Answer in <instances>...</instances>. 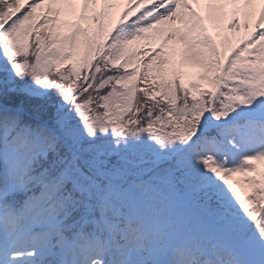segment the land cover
I'll return each instance as SVG.
<instances>
[{"label": "snow or ice", "instance_id": "obj_1", "mask_svg": "<svg viewBox=\"0 0 264 264\" xmlns=\"http://www.w3.org/2000/svg\"><path fill=\"white\" fill-rule=\"evenodd\" d=\"M118 7L0 0V264H264V0L204 15L187 0H129L113 25ZM225 16L251 29L243 47L209 34ZM173 41L202 83L182 82ZM109 156L170 164L159 183L198 196L213 226L155 209L152 180L133 195ZM249 172L252 197L230 183Z\"/></svg>", "mask_w": 264, "mask_h": 264}, {"label": "rangeland", "instance_id": "obj_2", "mask_svg": "<svg viewBox=\"0 0 264 264\" xmlns=\"http://www.w3.org/2000/svg\"><path fill=\"white\" fill-rule=\"evenodd\" d=\"M125 1H127V0H111V2L116 3V4L119 5V7L117 9H115V11L113 13V17H115L120 12V10L122 8L121 6H123L126 3ZM77 2H79V0H77ZM187 2L189 4H191L192 8L196 9L197 11L201 12L202 15H204L205 9L202 10L200 8V5H202V4L206 5L208 3L219 4V3H223L224 0H194L193 2H192V0H187ZM243 2H244V0H239V3L240 4H243ZM225 11L227 12L226 9H225ZM228 17L229 16H225L223 18V20L221 21V24L219 26L214 25V24H212V25H214V27L216 28L217 31H221L222 26L224 25L223 23L225 22V20ZM64 18L66 20L76 19V17L71 16V15L65 16ZM170 24H171L172 27H175L177 29H182L183 28V25L180 23L179 20L170 22ZM155 41H157V45H159V40L157 39ZM169 47L170 48L174 47L177 50V54H176L175 57L180 62V70L183 73L182 82L185 84V86H189L192 83H202L199 80V75L201 73V69L199 67L193 66V65L188 64V63H185L183 65L181 64L182 57L180 55V51H181V49H182L183 46L182 45H179L178 43H176L175 41H173V42H170ZM262 164H263V167H264V163H262ZM259 171L261 173L262 172L264 173V171L263 170L261 171V169ZM256 176H257V174L255 172H249L246 175H244V174H238L236 176H233L230 179V183H232L233 181L239 182V187H240L241 191L243 193H245V194H248V193H251V187L247 184V181L250 180V179H254ZM145 181H148V180H145ZM142 182H144V181H142ZM140 184H138L135 187V193H136V195L142 192V189L139 187ZM162 196H164V193L163 192H160V191H157L156 188H155V186L153 185V191L148 192L147 195L143 197V199L146 200V201H148V202H150L152 204V206L155 208L157 206L156 203H158L159 198H161ZM180 197L182 198V200L187 201V199H191V197H193V195L188 190L187 195H186V193H184L183 195H180ZM173 215L175 216V218L179 222H182V219L183 218H182L180 212H177L176 211ZM211 221H212V223H214L212 217H211ZM56 250L59 251L58 249H56Z\"/></svg>", "mask_w": 264, "mask_h": 264}, {"label": "trees", "instance_id": "obj_3", "mask_svg": "<svg viewBox=\"0 0 264 264\" xmlns=\"http://www.w3.org/2000/svg\"><path fill=\"white\" fill-rule=\"evenodd\" d=\"M65 19V18H64ZM66 20V19H65ZM67 22H69V23H72V22H75V19L74 20H72V19H70V20H66ZM129 48L130 49H132V50H136V51H138L137 50V46H136V44H131V45H129ZM137 60H139V57H136V58H134V60H133V63L131 64V66H136V62H137ZM174 64H175V59H174ZM140 86V85H139ZM104 91H107V89H105ZM110 165H112V166H114V167H116V168H118V165H117V163H115V162H113V163H109ZM169 168V166H167V165H165L164 167H162L161 169H160V171H162V172H164V171H166L167 169ZM186 208L183 206V210H185Z\"/></svg>", "mask_w": 264, "mask_h": 264}]
</instances>
